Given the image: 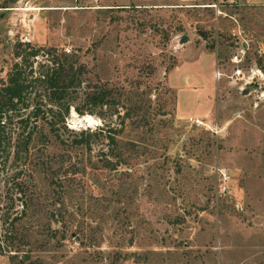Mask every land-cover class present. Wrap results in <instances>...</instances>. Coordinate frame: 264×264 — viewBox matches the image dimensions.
Masks as SVG:
<instances>
[{"label":"rangeland","instance_id":"374dc122","mask_svg":"<svg viewBox=\"0 0 264 264\" xmlns=\"http://www.w3.org/2000/svg\"><path fill=\"white\" fill-rule=\"evenodd\" d=\"M252 3L17 0L0 8V84L27 36L85 68L72 104L100 88L112 100L82 114L71 107L64 143L44 127L27 149L9 146L0 215L10 221L25 203L13 226L34 250L29 262L264 264V0ZM240 50L244 79L217 77ZM184 74L203 83L195 106L179 93L197 117L177 106ZM0 264H10L8 253Z\"/></svg>","mask_w":264,"mask_h":264},{"label":"trees","instance_id":"16d2710c","mask_svg":"<svg viewBox=\"0 0 264 264\" xmlns=\"http://www.w3.org/2000/svg\"><path fill=\"white\" fill-rule=\"evenodd\" d=\"M17 0H4L2 7H11ZM14 50L16 60L0 84V172L5 167L9 146H30L43 128H48L60 143H64L61 131L70 108L82 114L83 107L91 109L110 105L111 99L103 88L86 93L82 104L72 102L77 98L83 82L85 68L55 49L35 47L17 42ZM41 57L37 61L38 57ZM37 62V63H36ZM36 63V65H35ZM73 145L83 143L82 138L70 140ZM25 194L24 190H20ZM25 209L8 221L4 212L0 228V253H8L10 264H33V249L27 247L23 236L16 234L14 223L22 217ZM27 249H25V248ZM56 247V246H55ZM27 261V262H26Z\"/></svg>","mask_w":264,"mask_h":264},{"label":"crops","instance_id":"0c3cea01","mask_svg":"<svg viewBox=\"0 0 264 264\" xmlns=\"http://www.w3.org/2000/svg\"><path fill=\"white\" fill-rule=\"evenodd\" d=\"M245 1L248 2V3H252V0H245ZM252 4H258V3H252ZM209 59H211V58L209 57ZM185 63L186 62L180 63V65L178 67H176L174 71H178ZM191 63L192 64H190V65H192V66L195 65V63H193V62H191ZM211 63H212L211 65L215 67V60L214 59L213 60L211 59ZM214 77L215 76H214V72H213V78ZM180 84L181 85H177L176 86L177 87L176 88V92H177V106H178L179 111H181L184 114H188V115H190L192 117H197L198 115H194V114L188 113L187 111L182 109L181 101L179 100V93H181L182 91L185 92V93H188V96H190V98L187 99V102L188 103L190 102L191 105L195 106V104L197 102L196 100L198 98L195 97L194 91L195 90H199V88L203 87L202 86L203 85L202 81L199 78H197V76L191 77V81H190L189 77L187 75H185L183 77V81H181ZM192 85H194V86H192ZM204 109H205V105L202 106L200 108V110L198 109L197 112H199L200 115H201L204 112Z\"/></svg>","mask_w":264,"mask_h":264},{"label":"built area","instance_id":"2783aa9c","mask_svg":"<svg viewBox=\"0 0 264 264\" xmlns=\"http://www.w3.org/2000/svg\"><path fill=\"white\" fill-rule=\"evenodd\" d=\"M23 42H27L30 43V39L27 36H24V38L21 39ZM66 51H69L68 49H66ZM243 51L240 50L237 53H234L230 58L229 61L233 66L232 71L227 74V73H223V72H216V76L220 77L225 75L226 77L232 79V80H241L244 79L245 77V72L243 71V68L240 66L243 60V55H242ZM199 121V120H197ZM221 174L225 176L226 178V174L224 172L221 171Z\"/></svg>","mask_w":264,"mask_h":264},{"label":"water","instance_id":"95a60500","mask_svg":"<svg viewBox=\"0 0 264 264\" xmlns=\"http://www.w3.org/2000/svg\"><path fill=\"white\" fill-rule=\"evenodd\" d=\"M181 42H185V40H182Z\"/></svg>","mask_w":264,"mask_h":264},{"label":"bare ground","instance_id":"6f19581e","mask_svg":"<svg viewBox=\"0 0 264 264\" xmlns=\"http://www.w3.org/2000/svg\"><path fill=\"white\" fill-rule=\"evenodd\" d=\"M91 119V118H90ZM90 119H89V121H90Z\"/></svg>","mask_w":264,"mask_h":264}]
</instances>
